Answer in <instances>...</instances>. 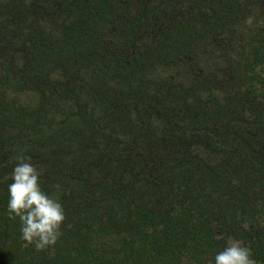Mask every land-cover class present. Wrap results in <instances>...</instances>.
Returning <instances> with one entry per match:
<instances>
[{
  "label": "trees",
  "instance_id": "trees-1",
  "mask_svg": "<svg viewBox=\"0 0 264 264\" xmlns=\"http://www.w3.org/2000/svg\"><path fill=\"white\" fill-rule=\"evenodd\" d=\"M19 156L66 212L45 250L9 217ZM228 237L264 261V0H0V264H214Z\"/></svg>",
  "mask_w": 264,
  "mask_h": 264
},
{
  "label": "clouds",
  "instance_id": "clouds-1",
  "mask_svg": "<svg viewBox=\"0 0 264 264\" xmlns=\"http://www.w3.org/2000/svg\"><path fill=\"white\" fill-rule=\"evenodd\" d=\"M19 163L9 185L8 212L11 219L19 218L22 240L37 251L54 246L62 236L66 212L55 198L45 192L41 177L43 170L31 163V158L17 157ZM59 190L60 186H56ZM247 227V225H243ZM221 238L222 237H218ZM209 264H213L209 261ZM214 264H258L252 249L242 240L228 237L223 250L216 253Z\"/></svg>",
  "mask_w": 264,
  "mask_h": 264
},
{
  "label": "rangeland",
  "instance_id": "rangeland-1",
  "mask_svg": "<svg viewBox=\"0 0 264 264\" xmlns=\"http://www.w3.org/2000/svg\"><path fill=\"white\" fill-rule=\"evenodd\" d=\"M258 264H264V261H262V262H258Z\"/></svg>",
  "mask_w": 264,
  "mask_h": 264
}]
</instances>
